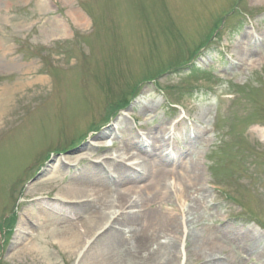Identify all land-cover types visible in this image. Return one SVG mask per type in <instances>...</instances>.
Here are the masks:
<instances>
[{
    "label": "rangeland",
    "instance_id": "obj_1",
    "mask_svg": "<svg viewBox=\"0 0 264 264\" xmlns=\"http://www.w3.org/2000/svg\"><path fill=\"white\" fill-rule=\"evenodd\" d=\"M229 12V0H0V264H109L95 254L108 227L86 230L88 212L74 211L79 204L72 198L65 209L55 204L70 198L64 188L71 185L87 191L92 184L74 174L102 153L112 155L96 148L106 146L97 137L133 111L143 121L125 119L128 135L109 136L118 134L116 148L121 145L130 157L134 151L124 139L140 133L139 127L152 132L160 125L167 137L172 126L182 145L178 152L195 158L202 171L206 205L191 187L190 214L174 211L183 206L174 189L172 201L145 208L176 217L183 238L175 264H210L200 257L203 247L225 263L264 264L258 253L256 262H247L245 249L264 241V0H242L227 20L233 22L228 32L192 67L180 68L207 45ZM243 12L249 23L242 21ZM135 85L140 88L132 107L108 120L109 101L129 98L122 91ZM202 130L204 139L192 144L191 134ZM90 132L93 138L71 149ZM91 142L95 147L87 151ZM57 151L66 152L47 160L27 185L45 154ZM171 171L180 174L181 168L166 174ZM102 176L104 182L113 179L108 171ZM148 184H136L132 198ZM114 190L95 207L107 209ZM121 206L115 210L124 214L128 206ZM67 225L84 236L76 250L61 245ZM123 228L110 226L128 237ZM191 230L197 240L186 239ZM153 264L164 261L159 257Z\"/></svg>",
    "mask_w": 264,
    "mask_h": 264
},
{
    "label": "bare ground",
    "instance_id": "obj_2",
    "mask_svg": "<svg viewBox=\"0 0 264 264\" xmlns=\"http://www.w3.org/2000/svg\"><path fill=\"white\" fill-rule=\"evenodd\" d=\"M80 22L82 24L84 23L82 21ZM247 36L249 35L247 34ZM244 38H246V36H244ZM120 125L122 126V136H127L129 127H126L127 124L125 119L120 121ZM117 129L119 128H113L111 129L112 131H105L101 135V138L111 136V134ZM204 134L206 133L204 132ZM164 135V129L160 125L155 127L153 132L147 135L153 144H158V148L155 147L156 149H148L147 147H144L147 143L140 142L141 139L138 137L127 138L126 140L124 139V146L130 147L133 149V151L137 150L139 155L137 156V154L133 153L127 158V154H124L125 158L121 159L138 162L139 160L141 161L140 155L143 152L146 153V157L153 158L154 165H144L142 163L144 161H142L138 166L137 164H134L132 165L134 167H127L123 164V161L108 162L109 167L107 168L110 170L112 169L111 171H113L117 177L115 176L116 179L113 181L109 180L108 182H104L101 180V178L103 177V174H106V169L104 167H100L97 164H89L82 170V172L79 171L80 173H75L73 177L76 180L79 179L80 182L91 183V186L86 187L89 193L87 191L83 193L84 190H82V188L84 187L82 186L71 185V187L66 192H64L70 198H65L64 200H61V202L58 201V203L55 204L56 206L65 209L66 206H69V199L72 198L76 204H79L76 205L77 208H75L74 211L77 210L81 213L88 212L86 223L89 225L86 227V230L89 231L96 225H99L96 228L101 227V230L104 229V227H108L106 236L102 237V239L99 237L98 239L100 240H98L97 243L95 241L94 244L96 243L97 248L95 254L99 255L102 260L104 258L109 264H153L159 259V257L162 258L164 264H175L179 261V258L182 255L178 246L179 240H182L183 238L180 225L177 223V219L174 214L168 212L165 214L162 212L145 213L146 206H157L158 202H160V205H163L166 199L170 202L172 201L171 197L174 192L181 205L183 204L182 208L177 206L175 207L177 210L174 209V211L178 214L180 210L181 212L183 211V214H190L191 208L189 206L187 207V205L189 202H191L194 195L196 198H199L196 199L198 202L202 201L203 205L207 204L205 201V196L204 199L202 198V192L206 190L204 189L205 187H203V183L201 182L202 171L199 168V162L195 158H191V155L185 156V154H180L178 152L179 146L174 147L171 154H166L170 150V145L168 144V141H166ZM189 135L190 132L186 131V136L189 137ZM202 136H204L202 133H197L194 135V137H192L191 134V139H189H193L196 142V140H199ZM261 136L264 138V132L261 133ZM92 149L93 147L90 146L88 147L87 151H92ZM184 157H188L190 159ZM171 160H174V162ZM170 164L175 166L168 167ZM177 166L181 168L180 174H177L179 172L176 171H171L169 174H166L168 168ZM137 168H140V172L142 173L138 174L139 172L137 173ZM145 171L146 174H144ZM166 176H168V178ZM147 180L149 184L142 187L140 192H136H139L140 194H138V198L134 200V198H132L134 194L131 193L136 191V184H140ZM183 180H185L187 183L185 182L184 184L182 182ZM49 181L51 182V180ZM118 186H124L123 192L117 189ZM201 186L202 189L200 188ZM191 187L194 189V195H192ZM113 188H115V194L113 199H111L112 202H109L110 206L107 207V209L102 210L96 208L99 202L104 199L103 195L108 196V190ZM172 189H174L173 193L171 192ZM88 199L91 200L86 201ZM95 201L96 203L94 204ZM90 202L92 203L90 204ZM116 204L122 205V209L127 208L128 206L127 212L120 214V211L115 210ZM115 223L122 225L124 230H128L129 236H125L124 233L120 231H112L113 229H110V226ZM55 230L57 229L54 227L53 229L51 228V233H55ZM185 230H187L186 224ZM61 233L63 235V238L60 241L61 245L66 247V249L69 251L76 250L81 241L85 243L84 236H80L74 232V229L71 225H67ZM160 237H163L162 241H165L164 243L159 242L158 239ZM198 237L199 234L191 230L187 232L186 239L194 241L196 238L198 239ZM153 240L156 241L155 249L154 245L151 246ZM250 247L251 248L245 247L246 254L248 256L247 262H256L257 257L255 255L257 253L264 255V241L262 244H251ZM203 248L200 249V257L209 258L210 264H231L229 261L225 263V261L217 259L211 249L208 250ZM91 251L92 249L90 252ZM137 255H139L138 258Z\"/></svg>",
    "mask_w": 264,
    "mask_h": 264
}]
</instances>
